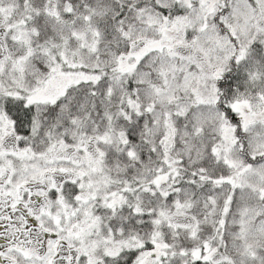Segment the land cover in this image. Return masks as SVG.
Returning <instances> with one entry per match:
<instances>
[{
	"label": "snow or ice",
	"instance_id": "obj_1",
	"mask_svg": "<svg viewBox=\"0 0 264 264\" xmlns=\"http://www.w3.org/2000/svg\"><path fill=\"white\" fill-rule=\"evenodd\" d=\"M0 264H264V0H0Z\"/></svg>",
	"mask_w": 264,
	"mask_h": 264
}]
</instances>
